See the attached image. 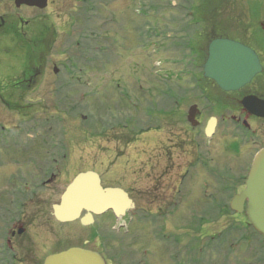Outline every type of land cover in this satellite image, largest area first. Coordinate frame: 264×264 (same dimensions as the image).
Returning a JSON list of instances; mask_svg holds the SVG:
<instances>
[{
  "label": "rangeland",
  "instance_id": "obj_1",
  "mask_svg": "<svg viewBox=\"0 0 264 264\" xmlns=\"http://www.w3.org/2000/svg\"><path fill=\"white\" fill-rule=\"evenodd\" d=\"M199 1L203 3L202 17L211 18L204 22L203 26L208 27L209 23H215L212 20L219 19L216 26L225 31L228 23H232L230 18L233 17L235 23L242 21L238 17V13L242 11L253 23L252 12L246 7L260 0H232L237 5L234 15L231 11L230 15L227 6L225 7L227 0ZM131 2L132 0H52L49 7L41 11L35 8H17L15 0H0V17L5 15L12 22L6 34L1 32L0 35V97L22 96V92L19 93L12 84L14 79L12 75L18 74L25 67L26 59H23V53L31 46L30 38L36 37L35 32L44 28L42 32L46 33L50 30L49 28H52L54 33L49 36V40L56 39V51L49 63L56 64L54 67L58 68L61 74L58 77L54 76L52 73L54 67L50 65L51 76L49 72L46 73L41 79L42 82H39L38 88L23 95L26 99L38 97L39 102L36 103L39 109L38 117L49 123L59 121L60 125L55 130L67 132L69 127L68 132L71 135L70 156L72 158L68 157L69 160L71 159L70 173L59 175L56 182L42 189L43 199L40 202H42L44 214L30 217L33 237H35V231L39 229L43 232L52 231L55 235L51 238L47 234H42L39 239H34L38 244L37 255L42 260L52 253H60L69 248L81 246L83 241L89 238L98 242L100 234H103L107 242L112 241V248H115L108 253L110 257L115 254L114 251L121 252V249H124L129 257H133L132 252L138 253L133 264H146V260H150L148 264H161L165 261V245L160 238H157L158 233H156L162 230L165 224L157 213L160 203L148 197L150 194L153 197L163 194L166 186H176L173 181L178 180L181 171L177 165L171 166L165 173V176L170 177L171 180L164 177L163 167L166 158L163 156L162 147L152 150L148 134L141 136V133L152 130L155 132L156 144L164 146L163 132L168 125L157 100L165 94L164 85L168 86L165 82L181 80L179 71H182L183 67L178 68L170 64L177 58L149 45L151 42L147 50L144 49L143 45L148 42L142 38L146 23H152L149 24V32H162L165 25L160 20V14L157 16L150 14L151 18L144 14L136 15L135 7H132ZM19 18L23 19L22 23L29 27L23 31L27 32L25 35L22 36L20 33V37L24 39L21 41L19 36L13 34L15 27L13 22L17 23ZM104 63H106L105 66H103ZM183 69L185 71V68ZM54 80L58 81L57 85L53 83L52 87L46 88L47 82ZM117 84L121 87L116 88ZM141 85L144 87L143 90L140 88ZM169 85L173 88L174 83ZM58 86L60 90H63L61 95L70 101V118L64 112L67 110L65 105L63 112H60L48 102ZM147 90L150 96L147 95ZM120 91L123 95L127 92L129 99H126ZM40 99L46 102H40ZM153 100H155V111L151 114L154 122H149V102ZM23 101L26 102L25 99ZM188 105L189 101L186 102L187 107ZM173 120L174 116H171L170 121ZM22 123L21 114L11 112L0 104V126L6 125L7 128H11L16 125L21 128ZM26 142L24 145L28 146L29 141ZM219 142L221 143V140ZM18 149L14 156L9 153V156H5L3 160L13 169L14 166H19L18 171L31 172L25 152L19 154ZM151 155L152 157H149ZM232 156L235 160L242 158L243 150ZM58 158L61 170L62 167L65 168L66 163L62 155ZM178 161L179 159L176 163ZM148 163L151 164L146 168ZM152 167L154 173L151 172ZM2 168L0 197L8 194L6 189L8 178H10L6 177ZM87 171L98 173L107 187L122 185L131 192L130 195L135 200L137 210L135 215L130 214L129 219L132 218L133 221L125 229L126 232L128 231L126 236L124 230L117 227L116 230L112 229L111 226L114 224L107 225L105 231L102 230L106 216L96 218L90 227L82 226L79 221L69 225L57 223L53 219V206L58 204L69 181L71 182L73 176L78 173ZM224 203L226 206L229 204V202ZM220 207L223 206L220 204ZM151 211L155 213L152 214ZM149 214L154 216L156 222H149ZM45 219L49 223H46ZM203 219L200 223V217L194 216L189 210L185 215L183 221L185 228L180 229L178 233L183 243L182 247H186L185 264H194L196 260L205 262L213 257L214 253L205 247L208 237L203 236L206 232H203V236L199 232L198 227L200 228L201 224L203 225L201 229L213 224L214 231L223 234L233 226V223L242 224L244 218L230 215V217L221 216L214 219L203 217ZM2 222L0 220V224ZM239 231L244 232L241 227ZM246 233L247 244L239 241L240 235L234 230L230 243L220 248V251L218 250L219 255L214 260L218 261V264L224 262L226 264L224 257L226 252H229L230 264H264L262 239L255 235L252 229ZM6 235V232L5 234L0 232V241L5 239ZM7 238L9 239L6 237V240ZM52 239L57 243L56 248L51 247ZM136 240L140 242L139 245ZM134 242H136L135 246ZM44 246L49 248L45 249ZM201 248L203 251L199 252ZM170 250L173 252L172 249ZM116 257L112 259L113 264H124Z\"/></svg>",
  "mask_w": 264,
  "mask_h": 264
},
{
  "label": "flooded vegetation",
  "instance_id": "obj_2",
  "mask_svg": "<svg viewBox=\"0 0 264 264\" xmlns=\"http://www.w3.org/2000/svg\"><path fill=\"white\" fill-rule=\"evenodd\" d=\"M227 1L225 7L227 6L229 14L231 11L234 15L237 5L232 0ZM51 3L52 0H49L48 7ZM137 3V0H133L132 7H135ZM144 5L148 14L156 13L155 16L160 14V20L165 25L162 32H149V24L152 23H146L147 31L142 33V38L148 42L143 45L144 49L151 42L149 45L162 49L177 58L170 64L178 68H185V71L183 68L182 71H179L181 80L165 82L168 85H164L165 94L164 96L162 94L161 99L157 100V104L162 107V115L165 116L168 125L167 127L165 124L166 129L163 132L164 146L156 144L155 132L152 130L141 133V136L148 134L152 150L162 147L163 156L166 158L163 167L164 177H166V169H170L171 166L177 165L181 171L178 180L173 181L176 186H166L163 194L154 197L150 194L148 199H156L160 203L157 213L165 222L163 229L156 232L158 233L157 238H160V241L165 245V261L161 264H185L186 247H182L183 243L178 233L184 227L183 221L188 210L194 216L210 217L211 219L221 216L230 217V215L245 218L246 215L245 212L239 215L232 211L230 202L235 196L244 192L255 156L264 148V117H259L255 113L261 110L264 114V105L260 107L256 104L258 101L264 103V1L254 2L246 7L252 12L253 23L242 11L238 13V17L242 21L235 23L233 17L230 18L232 23H228L225 31L216 26L219 19L212 20L215 23H209L208 27L203 26L204 22L211 18L204 19L202 17L203 3L199 0H150ZM17 20V23L13 22L15 25L13 34L19 36L21 41L24 39L20 37V33L22 36L25 35L27 32L23 31L29 27L22 23L23 19ZM11 23L5 15L0 17V35L1 32L6 34ZM43 29L35 32L36 37L30 38L31 46L25 50L23 56V59H26L25 67L16 74L17 76L12 75L14 77L12 84L19 90V93L22 92V96L0 97V104L11 112L23 116L21 128L16 125L11 128H7L6 125L0 126V159L3 160L5 156H9V153L14 156L15 151L19 148L18 153L25 152L24 155L31 168V172L25 173L18 171L19 166H16L17 168L14 166L13 169L8 165V162L0 160V170L3 167L2 172H5L6 177H10L6 189L8 194L0 197L2 204L0 205V220L3 221L0 224V232L3 234L6 232V237H9L8 240L5 237L0 241V264H44L50 255L42 260L37 255L38 244L34 239H39L42 234H47L51 238L55 235L52 231L43 232L39 229L35 231V237H33L30 217L43 213L42 202H40L43 199L42 189L56 182L59 175L70 173L71 159L69 160L68 157H72L70 156L69 127L67 132H57L55 128L58 129L59 121L49 123L38 117L39 109L36 105L39 102L38 97L35 99L23 97L26 92H31L39 87V82L46 73L49 72L50 75V65L53 67L56 65L53 62L49 63L56 51V39L49 40V36L53 35L54 30L49 28L50 30L44 33ZM216 40H229L242 45L257 56L259 73L236 91L227 92L219 86L217 81L205 77L204 68L209 58V48ZM55 67L52 73L58 77L61 72L59 70L56 72ZM53 83L57 85L58 81L47 82L46 88L52 87ZM172 83H174L173 88L169 85ZM140 88L143 90L144 87L141 85ZM62 91L59 86L55 88V93L48 99V102L60 112H63L65 105L67 110L64 112L70 118V101L61 95ZM146 93L150 96L149 90ZM147 95L146 99H148ZM187 101H189L188 107L186 106ZM247 101H252L249 106L245 105ZM40 102H46V100L40 99ZM154 102L155 100L149 102V122H154L151 114L155 111ZM189 112L195 114L194 126L188 121ZM171 116H174L172 122L170 121ZM68 124L70 125V122ZM26 141H29L28 146L24 145L27 143ZM241 150H243V157L232 159V155ZM59 155H62L63 161L66 163L65 168L62 167L61 170L58 165ZM177 159H179L178 163H176ZM150 164L148 163L146 168ZM65 169L67 170L64 171ZM151 172L154 173L153 167ZM75 177L73 176L71 182ZM166 178L171 180L170 177ZM71 182L69 181L68 185ZM102 185L107 187L103 182ZM114 187L128 193L134 204V209L132 212L126 213L122 219L117 218L112 211L100 216H106L102 228L104 231L107 225L111 224L127 227L125 221H129L130 226L133 221L132 218L129 219L130 214L135 215L137 210L135 200L130 195L131 192L122 185ZM224 202H229V204L226 206ZM220 204L223 207H220ZM244 210L246 211V205ZM151 213L155 212L151 211ZM152 214H149V222L154 223L156 220ZM96 218L98 217L94 216V222ZM53 219L60 223L54 216ZM45 222L49 223L46 219ZM66 224L70 225V223ZM240 227L244 230V232L241 231L242 233L251 229L247 219H243L242 224H239ZM198 229L201 234L206 232L205 237H208V242L205 247L214 254L209 261L197 260L196 264H218L214 258L219 255V247L222 248L230 243L232 232L227 230L223 234L217 233L214 231L213 224L208 225L205 229H201V226ZM127 234L128 232L124 235ZM68 238L70 239V236ZM136 241L139 245L140 242ZM97 243L98 245H96ZM50 244L51 247L56 248L57 243L54 239ZM135 245L136 242H134ZM112 246V241L107 242L105 235L100 234L98 242L89 238L84 240L81 246L76 247L99 253L107 264H113L114 256H117L116 258H119V261L124 264H133V261L136 260L137 252H132L133 257H129L124 249H121V252L114 251L117 255L108 256V253L115 249ZM44 248L48 249L49 246H44ZM202 251L201 248L199 252ZM230 257V253L226 252L224 257L226 264H230ZM149 261L146 260L145 263L148 264Z\"/></svg>",
  "mask_w": 264,
  "mask_h": 264
},
{
  "label": "water",
  "instance_id": "obj_3",
  "mask_svg": "<svg viewBox=\"0 0 264 264\" xmlns=\"http://www.w3.org/2000/svg\"><path fill=\"white\" fill-rule=\"evenodd\" d=\"M15 5L17 8L27 6L45 9L48 0H15ZM259 71L258 59L246 47L229 40H216L210 45L205 77L217 81L223 90L227 92L238 90ZM251 102L247 101L245 105L249 106ZM256 104L260 107L264 105L259 101ZM255 113L259 117H264L261 110ZM246 201L249 222L264 237V150L256 157L246 182V190L234 199L232 209L242 213ZM133 207V202L126 192L117 188H103L97 173L86 172L73 180L63 194L60 204L55 205L53 210L55 218L60 222L81 219L83 225H89L94 214L100 215L112 210L119 216ZM83 212H86V215L81 218ZM44 264L106 263L97 253L73 248L48 257Z\"/></svg>",
  "mask_w": 264,
  "mask_h": 264
}]
</instances>
